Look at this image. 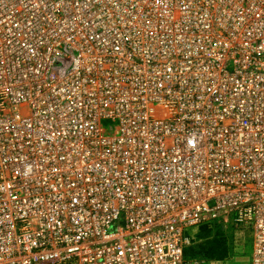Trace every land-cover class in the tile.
I'll return each instance as SVG.
<instances>
[{
	"label": "built area",
	"instance_id": "1",
	"mask_svg": "<svg viewBox=\"0 0 264 264\" xmlns=\"http://www.w3.org/2000/svg\"><path fill=\"white\" fill-rule=\"evenodd\" d=\"M217 221L264 264V0H0V264H190Z\"/></svg>",
	"mask_w": 264,
	"mask_h": 264
},
{
	"label": "rangeland",
	"instance_id": "2",
	"mask_svg": "<svg viewBox=\"0 0 264 264\" xmlns=\"http://www.w3.org/2000/svg\"><path fill=\"white\" fill-rule=\"evenodd\" d=\"M218 228H222L223 231L229 228L222 221H217L210 225H205L200 228H196L189 232V237L191 239V245L188 248H194L202 244L212 242L215 239V232ZM232 233V232H231ZM231 239L232 243V254L223 260H214L211 262H202L199 260L191 261L190 264H250V249H249V239L244 234L232 233ZM228 240V241H229ZM187 248V249H188Z\"/></svg>",
	"mask_w": 264,
	"mask_h": 264
},
{
	"label": "trees",
	"instance_id": "3",
	"mask_svg": "<svg viewBox=\"0 0 264 264\" xmlns=\"http://www.w3.org/2000/svg\"><path fill=\"white\" fill-rule=\"evenodd\" d=\"M231 232H234L231 227L225 231L222 228H218L215 232V239L212 242L186 249L184 252L185 261L191 262L193 260H199L202 262H211L226 259L232 254V243L231 239L229 240L233 236Z\"/></svg>",
	"mask_w": 264,
	"mask_h": 264
}]
</instances>
